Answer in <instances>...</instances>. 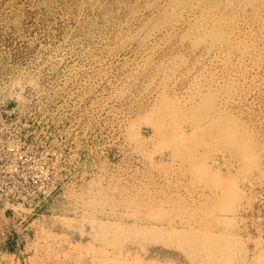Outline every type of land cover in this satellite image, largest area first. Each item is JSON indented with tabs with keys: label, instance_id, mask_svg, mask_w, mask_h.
Segmentation results:
<instances>
[{
	"label": "rangeland",
	"instance_id": "1",
	"mask_svg": "<svg viewBox=\"0 0 264 264\" xmlns=\"http://www.w3.org/2000/svg\"><path fill=\"white\" fill-rule=\"evenodd\" d=\"M1 117L71 164L0 264H264V0H0Z\"/></svg>",
	"mask_w": 264,
	"mask_h": 264
},
{
	"label": "built area",
	"instance_id": "2",
	"mask_svg": "<svg viewBox=\"0 0 264 264\" xmlns=\"http://www.w3.org/2000/svg\"><path fill=\"white\" fill-rule=\"evenodd\" d=\"M11 123L7 118H0V208L2 198L6 192L30 193L29 197L13 193L6 204L12 207H30L36 211L41 209L45 201L52 198L59 190L63 189L70 173V140L65 132V125L53 123L57 129V137L50 151L47 150L45 141L34 140V136L23 130L15 135L8 132ZM33 139V140H32ZM40 142V143H39ZM17 152V156L13 152ZM35 163L34 176L26 168L29 161ZM75 168L80 167L79 161L74 163ZM16 174V177L13 176ZM41 175H45L40 178ZM16 183L15 190H9L5 185ZM6 199V200H7Z\"/></svg>",
	"mask_w": 264,
	"mask_h": 264
}]
</instances>
